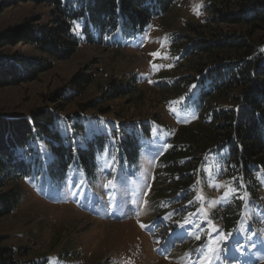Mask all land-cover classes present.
<instances>
[{"label":"rangeland","instance_id":"rangeland-1","mask_svg":"<svg viewBox=\"0 0 264 264\" xmlns=\"http://www.w3.org/2000/svg\"><path fill=\"white\" fill-rule=\"evenodd\" d=\"M220 1L176 0L167 13L152 20L144 36L126 40L115 33L103 44L81 43L66 60L54 61L23 45L5 51L49 58L52 69L34 82L0 87V114L29 118L34 110L49 109L69 120L75 145L95 143L96 134L112 138L96 156L91 177L72 166L63 182L41 178L12 184L22 189L23 201L13 215L0 218V236L7 238V245L27 248V259H46L47 264H204L203 254L212 249H219L221 257L212 264H264V190L260 200H251L225 184L220 175L224 153L218 154L215 143L205 147L212 135L203 124L211 122L198 85L204 75L202 67L192 68L204 56L197 57L199 37L189 26L207 25L214 16L208 8ZM49 9L32 1L2 8L0 32L35 16L49 24ZM222 9L233 13L236 3ZM218 28L241 29L229 21ZM79 72L92 73L95 81L67 102L62 96ZM115 86L134 94L113 98ZM73 119L84 125L85 133L72 127ZM145 123L149 138L141 131ZM194 132L200 140L191 145L199 152L177 162L174 154ZM128 134L141 147L135 164L122 159L119 148ZM193 158L199 173L188 191L157 199L159 188L171 177L166 169H172V161L182 168ZM226 193L228 199H223ZM230 213L240 215V222L226 232Z\"/></svg>","mask_w":264,"mask_h":264},{"label":"trees","instance_id":"trees-1","mask_svg":"<svg viewBox=\"0 0 264 264\" xmlns=\"http://www.w3.org/2000/svg\"><path fill=\"white\" fill-rule=\"evenodd\" d=\"M32 1L49 7V24L41 16L0 32V87L19 86L36 81L52 69L50 59L66 60L72 57L81 43L103 44L111 34L118 33L126 40L145 35L153 19L167 13L176 0H0L2 8ZM236 3V11L224 12L222 7ZM213 5V18L207 25H190L189 31L198 36L197 57L204 58L193 65L201 69L203 77L198 85L205 104L204 130L212 137L205 144L218 145V154L224 153L220 167L221 180L233 189L243 191L251 200H260L264 190V1L221 0ZM223 21L232 22L241 29L225 32L218 28ZM79 25V27H76ZM210 35L215 40L209 41ZM33 47L49 58L28 57L7 49L19 46ZM210 65L208 68L206 65ZM207 70L202 72L203 67ZM95 81L91 73L79 72L69 82L70 91L63 94L65 101L84 94ZM191 84L194 83L190 82ZM114 86V85H113ZM113 98L134 94L125 87H114ZM218 109H215V108ZM205 116L202 119H206ZM199 118V117H198ZM73 128L85 133L83 124L73 119ZM69 120L49 109H37L29 118L0 114V218L13 215L23 201L19 181H33L48 176L53 181L64 180L72 166L82 167L87 176L95 173L96 156L106 149L108 134H96V142L73 143ZM127 127L131 128L130 125ZM133 129V127H132ZM121 131L125 133V129ZM142 133L151 135L148 123ZM202 133L201 131L199 134ZM197 133L189 134L183 147L174 155L177 162L189 160L199 150ZM134 138V141H133ZM94 139V138H93ZM120 149L131 164L137 163L141 147L128 134ZM194 158L184 167L173 165L166 169L167 177L156 194L157 199L171 198L179 191H188L195 182L198 165ZM179 179L176 181V176ZM155 193V191H154ZM239 199V198H238ZM240 203V199L237 200ZM230 213L227 230L238 223ZM226 221V220H225ZM0 236V264H47L44 259H27V248L15 250Z\"/></svg>","mask_w":264,"mask_h":264},{"label":"snow or ice","instance_id":"snow-or-ice-1","mask_svg":"<svg viewBox=\"0 0 264 264\" xmlns=\"http://www.w3.org/2000/svg\"><path fill=\"white\" fill-rule=\"evenodd\" d=\"M199 6H196V8H194V11H196V14L199 15V11H198ZM76 27H79V25H76ZM152 55L156 56L159 55L158 53H153ZM195 87V86H193ZM223 199H228V194L226 193L225 196L223 197ZM242 199V198H241ZM142 227H146L145 225H141ZM232 234H228V237H230ZM222 237H224V234H221ZM225 237V240L228 238ZM197 239H199V237H197ZM199 251V249L197 250ZM225 251H227V249L225 248ZM213 253L215 255H213ZM203 256L205 257L204 259V264H212L213 259L219 260L220 257V250L219 249H212L209 252H206L203 254Z\"/></svg>","mask_w":264,"mask_h":264},{"label":"bare ground","instance_id":"bare-ground-1","mask_svg":"<svg viewBox=\"0 0 264 264\" xmlns=\"http://www.w3.org/2000/svg\"><path fill=\"white\" fill-rule=\"evenodd\" d=\"M145 241H146V242L148 241L147 238L145 239ZM153 258H154V256H153Z\"/></svg>","mask_w":264,"mask_h":264}]
</instances>
